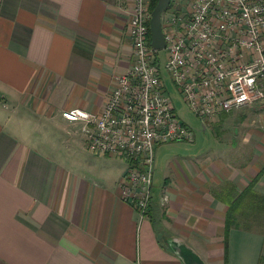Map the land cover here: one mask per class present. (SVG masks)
Masks as SVG:
<instances>
[{"label":"crops","instance_id":"crops-1","mask_svg":"<svg viewBox=\"0 0 264 264\" xmlns=\"http://www.w3.org/2000/svg\"><path fill=\"white\" fill-rule=\"evenodd\" d=\"M129 2L0 0V264H183L175 243L203 264H264V129L250 108L207 121L219 155L174 162L143 217L121 198L125 163L90 155L60 117L98 113L129 68Z\"/></svg>","mask_w":264,"mask_h":264},{"label":"built area","instance_id":"built-area-1","mask_svg":"<svg viewBox=\"0 0 264 264\" xmlns=\"http://www.w3.org/2000/svg\"><path fill=\"white\" fill-rule=\"evenodd\" d=\"M148 3L130 0L125 8L131 62L115 78L100 111L60 112L64 121L81 126L90 155L125 163L120 195L142 217L148 212L155 146L192 141L174 114L156 51L146 39ZM176 6L160 16L163 69L192 115L205 123L264 102V0H183Z\"/></svg>","mask_w":264,"mask_h":264},{"label":"rangeland","instance_id":"rangeland-1","mask_svg":"<svg viewBox=\"0 0 264 264\" xmlns=\"http://www.w3.org/2000/svg\"><path fill=\"white\" fill-rule=\"evenodd\" d=\"M183 0H171V8L175 9L177 4H181ZM169 7V8H170ZM149 14V13H148ZM164 50L156 51V59L158 62L159 72L165 90L170 99L174 114L180 122L187 126L192 134V141H177L165 143L155 146L153 150V174H152V190L158 193L161 179L169 173L170 166L174 163H190L202 164L207 158L219 155L220 142L222 137L215 135V128L210 123H203L187 109L181 97L176 92L175 87L168 79L164 69ZM263 105V104H261ZM261 105H253L250 107V117L253 119L252 125L257 126L260 130L264 129V107ZM244 108V107H242ZM211 121L214 122V119ZM253 128V127H251ZM264 133V130L262 131ZM48 135V134H46ZM52 137H49L51 143Z\"/></svg>","mask_w":264,"mask_h":264},{"label":"water","instance_id":"water-1","mask_svg":"<svg viewBox=\"0 0 264 264\" xmlns=\"http://www.w3.org/2000/svg\"><path fill=\"white\" fill-rule=\"evenodd\" d=\"M170 1L157 0L148 16L149 46L154 51L163 50L165 46L160 26V16L167 9ZM174 252L182 260L183 264H203L192 250L181 243H175Z\"/></svg>","mask_w":264,"mask_h":264},{"label":"trees","instance_id":"trees-1","mask_svg":"<svg viewBox=\"0 0 264 264\" xmlns=\"http://www.w3.org/2000/svg\"><path fill=\"white\" fill-rule=\"evenodd\" d=\"M156 1H157V0H149L148 8H147L148 13H150V11H151L152 8L154 7ZM170 3H171V2H170ZM170 6H171V4H169L168 8H169ZM147 21H148V20H147ZM147 21H146V26H147ZM146 39H147V41H148V43H149L148 28H147ZM233 201H236V200H233ZM236 202H237V201H236ZM236 202H232L233 204H231V208H232L233 206H235ZM228 207H230V206L228 205ZM231 208H230V209H231Z\"/></svg>","mask_w":264,"mask_h":264}]
</instances>
